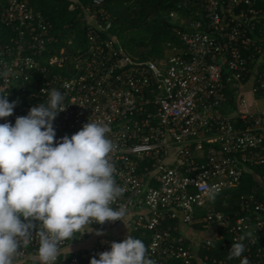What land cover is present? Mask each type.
Segmentation results:
<instances>
[{
  "label": "built area",
  "instance_id": "2783aa9c",
  "mask_svg": "<svg viewBox=\"0 0 264 264\" xmlns=\"http://www.w3.org/2000/svg\"><path fill=\"white\" fill-rule=\"evenodd\" d=\"M28 1L0 0L7 29L0 73L9 71L0 94L17 102L0 124H14L59 90L67 105L53 122L57 140L89 120L110 126L114 176L125 189L113 207H127V235L142 240L156 264H264V174L254 173L251 191L231 195L245 172L264 170V0H173L178 43L155 59L127 52L104 0L81 6L87 36L75 51L71 41L57 48L53 24ZM213 185L214 202L204 194ZM233 242L245 251L229 259ZM111 243L60 255L55 264H90ZM38 247L33 240L15 262Z\"/></svg>",
  "mask_w": 264,
  "mask_h": 264
},
{
  "label": "clouds",
  "instance_id": "9594fccd",
  "mask_svg": "<svg viewBox=\"0 0 264 264\" xmlns=\"http://www.w3.org/2000/svg\"><path fill=\"white\" fill-rule=\"evenodd\" d=\"M8 75V70L0 73ZM7 96L0 94V119L12 116L17 104ZM64 100L53 88L46 102L31 107L26 116L0 124V264H14L20 249L33 240L39 245L38 264H55L64 242L92 233L93 223H124L128 214L123 204L113 207L125 189L114 176L110 154L115 145L106 136L110 126L89 120L75 134L57 140L53 122L66 110ZM218 193L215 185L205 187L209 201ZM244 251L242 242H233L228 258ZM148 252L142 240L127 235L90 264H156ZM241 264H249L247 258Z\"/></svg>",
  "mask_w": 264,
  "mask_h": 264
},
{
  "label": "trees",
  "instance_id": "16d2710c",
  "mask_svg": "<svg viewBox=\"0 0 264 264\" xmlns=\"http://www.w3.org/2000/svg\"><path fill=\"white\" fill-rule=\"evenodd\" d=\"M94 0H29L28 2L41 12L54 26V34L57 37V48L68 45L75 51L85 45L87 31L82 28L83 21L81 6H87ZM104 7L113 17L112 33L121 31L128 38L130 47L124 45L127 52L142 59H155L157 54L163 52L168 42L178 43L173 33L174 24L169 18L170 12L175 7L173 0H104ZM76 5V9L69 10V5ZM6 30V31H5ZM7 29L0 26V37L7 39ZM117 36V35H116ZM118 37V36H117ZM119 38V37H118ZM120 40V39H119ZM121 41V40H120ZM122 44V42H121ZM134 46V47H133ZM56 47L52 48L55 52ZM134 48L140 49L137 53ZM153 50L154 58L148 53ZM166 54H169L166 53ZM165 54V55H166ZM252 169V168H251ZM249 169L245 172L241 187L232 192V199L239 194L251 191L257 186V178L254 173L262 176L261 168ZM223 195L218 196L222 198ZM136 238V235H135Z\"/></svg>",
  "mask_w": 264,
  "mask_h": 264
},
{
  "label": "crops",
  "instance_id": "0c3cea01",
  "mask_svg": "<svg viewBox=\"0 0 264 264\" xmlns=\"http://www.w3.org/2000/svg\"><path fill=\"white\" fill-rule=\"evenodd\" d=\"M95 231L97 230L94 229L92 233H85L83 236L78 235L77 238H74L69 243L70 245L62 250L61 258L65 259L79 250L90 248L98 243L122 242L127 237V229L124 223L111 230L101 231L103 235H96ZM14 264H38V261L36 256H31L25 261L14 262Z\"/></svg>",
  "mask_w": 264,
  "mask_h": 264
},
{
  "label": "rangeland",
  "instance_id": "374dc122",
  "mask_svg": "<svg viewBox=\"0 0 264 264\" xmlns=\"http://www.w3.org/2000/svg\"><path fill=\"white\" fill-rule=\"evenodd\" d=\"M177 13H178V11L177 10H175ZM179 14V13H178ZM179 17L181 18V16H180V14H179ZM191 20H192V18H190ZM177 21H173V23H176ZM182 29H184L183 27H182ZM122 32L121 31H119V33L116 31V35L119 37V39L121 40L120 42H122V45L124 46V45H127V47H130V45H129V41H128V38L126 37V36H124L123 34H121ZM125 47V46H124ZM134 47V46H133ZM140 49H137V48H134V52L135 53H137L138 51H139ZM161 51H163V52H161V53H159V54H157L158 56H156V57H161L163 54H166V53H168L169 51H167V50H165V49H162ZM148 56L150 57V58H154V56L155 55H153V50L152 51H150L149 53H148ZM155 57V58H156Z\"/></svg>",
  "mask_w": 264,
  "mask_h": 264
},
{
  "label": "water",
  "instance_id": "95a60500",
  "mask_svg": "<svg viewBox=\"0 0 264 264\" xmlns=\"http://www.w3.org/2000/svg\"><path fill=\"white\" fill-rule=\"evenodd\" d=\"M22 218V217H21Z\"/></svg>",
  "mask_w": 264,
  "mask_h": 264
}]
</instances>
